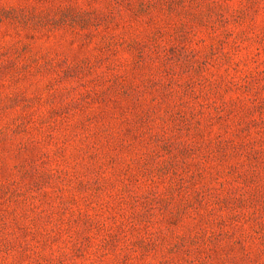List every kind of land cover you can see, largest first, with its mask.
Here are the masks:
<instances>
[{"label": "rangeland", "instance_id": "1", "mask_svg": "<svg viewBox=\"0 0 264 264\" xmlns=\"http://www.w3.org/2000/svg\"><path fill=\"white\" fill-rule=\"evenodd\" d=\"M0 264H264V0H0Z\"/></svg>", "mask_w": 264, "mask_h": 264}]
</instances>
